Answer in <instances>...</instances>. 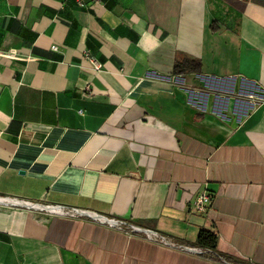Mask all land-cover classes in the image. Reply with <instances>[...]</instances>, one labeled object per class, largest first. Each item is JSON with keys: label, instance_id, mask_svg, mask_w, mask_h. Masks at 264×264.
<instances>
[{"label": "crops", "instance_id": "1", "mask_svg": "<svg viewBox=\"0 0 264 264\" xmlns=\"http://www.w3.org/2000/svg\"><path fill=\"white\" fill-rule=\"evenodd\" d=\"M4 198L264 264V0H0V264H226Z\"/></svg>", "mask_w": 264, "mask_h": 264}, {"label": "built area", "instance_id": "2", "mask_svg": "<svg viewBox=\"0 0 264 264\" xmlns=\"http://www.w3.org/2000/svg\"><path fill=\"white\" fill-rule=\"evenodd\" d=\"M54 48H56V47L54 46ZM96 65H97V67H99L98 63H96ZM4 199H7L13 203L24 204V205H27V206L33 207V208H42V209H46L49 211H55V212H58L62 215H68V216L89 215L93 219H95V220H97L103 224H106L107 226L112 227L116 230L122 231L126 234L140 235V236H143L144 238H146L147 240H150L152 242L161 244V245L166 246V247H171V248H175V249H178L181 251H185L188 253L202 255V254L210 251L209 249H204V248L197 247V246H188V245H184V244L175 242V241L171 240L168 236L158 232L155 229L143 227V226L137 225L135 223L129 222L127 220L103 216V215L97 214L95 212H90L88 210H82L79 208H65L63 206H58V205H56V206L44 205V204L20 200L17 198H4ZM211 199H212V197L209 193H207V192L201 193L198 196V198L194 204L195 209L199 212H206L207 211L206 205L211 202ZM222 261L226 264H240L238 262H235L232 260H226L224 258H222ZM245 264H253V263L248 262Z\"/></svg>", "mask_w": 264, "mask_h": 264}, {"label": "trees", "instance_id": "3", "mask_svg": "<svg viewBox=\"0 0 264 264\" xmlns=\"http://www.w3.org/2000/svg\"><path fill=\"white\" fill-rule=\"evenodd\" d=\"M204 70L203 62L201 59L191 56H185L182 59H179L175 62L173 67V73L175 75H182L187 73H202ZM218 235L215 232L209 230H201L196 243L194 246L201 247L204 249H209V252H206L202 255H207L215 260H232L227 256H223L217 250Z\"/></svg>", "mask_w": 264, "mask_h": 264}]
</instances>
